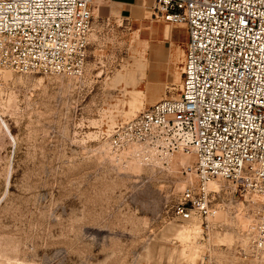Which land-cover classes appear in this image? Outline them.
<instances>
[{
	"label": "rangeland",
	"instance_id": "rangeland-1",
	"mask_svg": "<svg viewBox=\"0 0 264 264\" xmlns=\"http://www.w3.org/2000/svg\"><path fill=\"white\" fill-rule=\"evenodd\" d=\"M152 4L92 0L79 77L0 72V264H198L207 250L214 264H240L232 249L255 205L210 186L222 228L205 246L198 222L173 215L189 159L142 165L108 144L116 126L178 95L186 33Z\"/></svg>",
	"mask_w": 264,
	"mask_h": 264
},
{
	"label": "built area",
	"instance_id": "built-area-1",
	"mask_svg": "<svg viewBox=\"0 0 264 264\" xmlns=\"http://www.w3.org/2000/svg\"><path fill=\"white\" fill-rule=\"evenodd\" d=\"M92 0H0V72L79 77L86 62ZM153 15L186 33L176 98L164 99L116 126L114 153L168 165L191 158L192 177L173 207L196 221L205 246L221 230L224 183L255 205L232 255L264 264V0H153ZM256 199V200H255ZM198 264H214L210 251Z\"/></svg>",
	"mask_w": 264,
	"mask_h": 264
},
{
	"label": "bare ground",
	"instance_id": "bare-ground-1",
	"mask_svg": "<svg viewBox=\"0 0 264 264\" xmlns=\"http://www.w3.org/2000/svg\"><path fill=\"white\" fill-rule=\"evenodd\" d=\"M180 27H181V26H180ZM164 99H167V98H164ZM164 99L160 98V99H158V100L161 101V100H164ZM159 101H157V102H159ZM155 103H156V102H155ZM126 150H127V151H130V154H131V155H135L138 151H140V148H139V147H135V146H130V147H128V149H126ZM177 155L186 158L187 161H188V159H189L188 163L185 164L184 166L190 164V162H191V158H190V157H187V156L182 155V154H177ZM173 156H175V155H173ZM173 156H171V157H173ZM135 160H137V159H135ZM137 161H139V160H137ZM139 163H141V162L139 161ZM167 163H168V161H167ZM184 166H183V167H184ZM216 185H217V183H211V184H210L211 187H215ZM198 227H199V226H198ZM179 234L181 235L182 239H186V238H187V233H186V232H185V233H183V232H179Z\"/></svg>",
	"mask_w": 264,
	"mask_h": 264
},
{
	"label": "crops",
	"instance_id": "crops-1",
	"mask_svg": "<svg viewBox=\"0 0 264 264\" xmlns=\"http://www.w3.org/2000/svg\"><path fill=\"white\" fill-rule=\"evenodd\" d=\"M168 35V34H167ZM169 36H170V34H169Z\"/></svg>",
	"mask_w": 264,
	"mask_h": 264
}]
</instances>
